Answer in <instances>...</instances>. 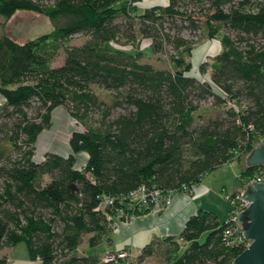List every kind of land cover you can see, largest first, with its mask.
Returning <instances> with one entry per match:
<instances>
[{"label": "trees", "instance_id": "trees-1", "mask_svg": "<svg viewBox=\"0 0 264 264\" xmlns=\"http://www.w3.org/2000/svg\"><path fill=\"white\" fill-rule=\"evenodd\" d=\"M138 1L0 0V21L26 10L54 26L24 42L0 36V250L24 242L28 262L15 264H102L113 250L100 258L93 249L130 192L193 188L264 136V0H167L136 13ZM79 34L81 44L66 45ZM142 38L152 52L167 54L169 67L140 62ZM213 38L221 50L209 81L197 79L188 57L200 40ZM61 47L64 60L52 66ZM92 87L108 92L110 106ZM208 98L220 111L202 119ZM58 106L83 129L70 134L72 154L46 152L37 161L33 145ZM92 107L101 111L96 126L86 122ZM112 108L120 111L108 119ZM79 152L88 157L81 170ZM104 197L113 204L102 206ZM150 210L152 204L129 214ZM224 228L215 214L198 210L179 234L146 244L138 264L156 251L163 254L157 264H232L245 247L229 243ZM83 242L90 252L79 254Z\"/></svg>", "mask_w": 264, "mask_h": 264}, {"label": "rangeland", "instance_id": "rangeland-1", "mask_svg": "<svg viewBox=\"0 0 264 264\" xmlns=\"http://www.w3.org/2000/svg\"><path fill=\"white\" fill-rule=\"evenodd\" d=\"M167 4V0H140L135 3L136 13H141L146 8L151 7H162ZM54 26L51 21L46 18L44 15L26 11L18 10L9 20L0 21V36L6 35L10 39L16 42H24L28 39L34 38L36 36L49 33L53 30ZM183 33L186 36H190L187 30H183ZM85 39L83 35H74L66 41L67 46L79 45ZM193 39L196 37L193 36ZM113 46L121 49L130 50L131 45H119L114 44ZM138 49L142 51V58L140 62H147L152 64L155 67L166 68L169 67L170 63L165 53H154L150 48V40L147 38H142L138 44ZM221 50V44L219 43V38L213 39H202L200 40L193 48L191 55L188 57L189 62L192 65V68L189 72L190 75L196 77L200 80L209 81L211 67L210 64L213 61L214 56ZM64 60V47H61L55 57V60L52 62V66H59ZM206 63V72L201 73L199 71L200 66ZM92 92L98 97L99 101H104L105 106H110L112 103V97L109 96L108 92L98 89L96 87L91 88ZM219 92V90H216ZM220 93V92H219ZM2 96L0 95V104L2 103ZM211 98H208L206 102H202V108L199 110L201 113L202 119H206L209 116H214L220 108L213 107L211 104ZM69 107L73 105L72 102H68ZM237 108H241V104L237 103ZM88 112L87 124L96 126L98 121L101 119V111L92 107ZM104 109V108H103ZM120 110L118 108L110 109V115L108 119H112L116 113ZM91 118V121L90 119ZM83 125V124H82ZM82 125L78 123L68 112L66 106H58L52 111V122L51 126L43 130L37 137L33 145V159L39 160L42 159L46 152L56 151L61 154H64L65 157L72 154L68 140L71 132L80 131L83 129ZM50 150V151H49ZM82 154L84 152H81ZM242 157V156H241ZM245 164V159L235 160L233 162H226L219 167L207 172L201 179L196 187H200L201 184H204L202 192L200 194H195V198L200 202L206 210L213 211L217 218L223 222L228 217L229 204L225 199V193H230L236 189V176L241 170L244 169L242 165ZM86 163L81 162L79 169L81 170ZM241 173V172H240ZM242 174V173H241ZM116 214V213H115ZM124 216H114L113 223L109 226L110 230L114 228V225L117 220H124ZM109 232V231H108ZM106 235L102 238L99 245L93 249L97 250L99 257L105 251V247L108 246V239ZM206 234L204 233L201 236V240L205 238ZM88 236H85V239ZM182 251V247L180 249ZM90 252L86 242H83L79 246V254ZM162 252V251H160ZM159 251H156L153 256L147 257L143 260L144 264H157L163 260V254ZM7 257V264L23 263L24 260H27L28 253L27 248L24 242L17 243L14 246L4 247L0 250V258Z\"/></svg>", "mask_w": 264, "mask_h": 264}, {"label": "crops", "instance_id": "crops-1", "mask_svg": "<svg viewBox=\"0 0 264 264\" xmlns=\"http://www.w3.org/2000/svg\"><path fill=\"white\" fill-rule=\"evenodd\" d=\"M50 152L65 156L56 151ZM87 159V154H82L81 152L77 153L75 155V166L77 168L80 167L81 162L86 163ZM203 187L204 184H201L199 188L195 185L192 195L184 192L172 193V201L165 208L134 215L131 219L117 220L114 228L107 232L108 235H106V238L109 242L107 244L108 246L105 247V251L130 248L138 253L146 244L155 238L161 239L166 236L179 234L186 220L191 215L195 214L198 210H206V208L198 202L194 194L195 192L200 194ZM210 212L215 214L211 210ZM27 262L28 258L24 260L23 263Z\"/></svg>", "mask_w": 264, "mask_h": 264}, {"label": "built area", "instance_id": "built-area-1", "mask_svg": "<svg viewBox=\"0 0 264 264\" xmlns=\"http://www.w3.org/2000/svg\"><path fill=\"white\" fill-rule=\"evenodd\" d=\"M264 139V136L260 139ZM264 183V165H259L252 174L243 175L239 173L236 176L237 187L234 191L230 193H225V199L229 204L228 217L224 221V236L228 242H233L235 244H243L246 248L250 243L249 240L245 239L242 234L241 229L237 228L235 224V217L241 211L248 207L249 202L242 197V192L246 184L252 183ZM193 188H184L183 192L192 195ZM172 201V195L170 192L161 193L159 190L146 192L145 187H139L138 189L130 192L129 199L123 202V207L116 209V215L124 216V219L133 218L134 214H129L134 211L137 207H146L152 204L153 210H159L167 207ZM113 199L109 197H104L101 205H112ZM138 253L134 252L130 248H120L115 251L107 252L103 255L101 263L102 264H138L137 261Z\"/></svg>", "mask_w": 264, "mask_h": 264}, {"label": "water", "instance_id": "water-1", "mask_svg": "<svg viewBox=\"0 0 264 264\" xmlns=\"http://www.w3.org/2000/svg\"><path fill=\"white\" fill-rule=\"evenodd\" d=\"M241 159H245L244 168L264 165V139L255 143ZM71 187L74 189L73 185ZM242 197L249 205L236 215L235 224L250 243L233 259L232 264H264V183L248 182Z\"/></svg>", "mask_w": 264, "mask_h": 264}]
</instances>
